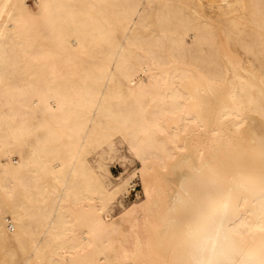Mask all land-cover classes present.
Here are the masks:
<instances>
[{
  "label": "bare ground",
  "instance_id": "obj_1",
  "mask_svg": "<svg viewBox=\"0 0 264 264\" xmlns=\"http://www.w3.org/2000/svg\"><path fill=\"white\" fill-rule=\"evenodd\" d=\"M34 1L47 52L0 0V264H264V0ZM115 133L144 195L120 224L127 179L85 159Z\"/></svg>",
  "mask_w": 264,
  "mask_h": 264
},
{
  "label": "rangeland",
  "instance_id": "obj_2",
  "mask_svg": "<svg viewBox=\"0 0 264 264\" xmlns=\"http://www.w3.org/2000/svg\"><path fill=\"white\" fill-rule=\"evenodd\" d=\"M29 4V18L33 27L28 30V35L33 36L34 42L39 49L47 52L53 48L56 33L58 31L56 15L53 12L43 13L36 6L34 0H27ZM190 42V40H187ZM56 49V47H55ZM228 53L234 57H242L239 47L227 45ZM59 55L64 54L63 49H56ZM112 68V64L110 65ZM137 78L143 83L146 77L139 72ZM91 150L85 155V159L91 170L97 175L101 184L111 190L119 184L122 179H127L125 187L114 193L110 201L103 209L102 216L107 223L115 222L120 224L122 216L132 207H139L143 204L144 195L139 180L138 168L140 159L137 157L134 148L129 141L120 133L110 134L102 137L92 144ZM11 163L15 166V171L23 168L22 158L18 154H12Z\"/></svg>",
  "mask_w": 264,
  "mask_h": 264
}]
</instances>
